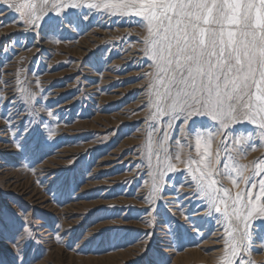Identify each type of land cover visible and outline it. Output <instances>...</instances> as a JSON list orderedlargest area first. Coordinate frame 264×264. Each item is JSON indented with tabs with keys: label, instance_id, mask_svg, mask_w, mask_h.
Masks as SVG:
<instances>
[{
	"label": "rangeland",
	"instance_id": "1",
	"mask_svg": "<svg viewBox=\"0 0 264 264\" xmlns=\"http://www.w3.org/2000/svg\"><path fill=\"white\" fill-rule=\"evenodd\" d=\"M22 19L0 5V264L233 259L225 220L192 176L218 171L232 195L244 191L223 173L238 164L247 177L264 159L257 122L222 131L205 117L159 112L150 95L156 65L137 18L77 7L39 27ZM250 235L241 256L264 264V225Z\"/></svg>",
	"mask_w": 264,
	"mask_h": 264
},
{
	"label": "snow or ice",
	"instance_id": "2",
	"mask_svg": "<svg viewBox=\"0 0 264 264\" xmlns=\"http://www.w3.org/2000/svg\"><path fill=\"white\" fill-rule=\"evenodd\" d=\"M5 3L19 13L21 23L32 27H39L48 15L59 17L77 7L137 18L146 27V51L156 65L150 95L158 97L159 112L182 122L205 117L220 124L222 131L245 120L256 121L264 130V0H95L79 5L66 0H0V5ZM207 140L210 149L212 137ZM247 167L226 166L230 170L223 174L233 187H239V181L245 186L235 195L214 178L221 175L218 171L192 176L197 192L207 197L210 212L225 220L224 251L233 259L224 264L236 260L251 264L243 258L248 255L250 233L254 225H264V159L253 162L245 177ZM230 218L235 222L231 227Z\"/></svg>",
	"mask_w": 264,
	"mask_h": 264
},
{
	"label": "bare ground",
	"instance_id": "3",
	"mask_svg": "<svg viewBox=\"0 0 264 264\" xmlns=\"http://www.w3.org/2000/svg\"><path fill=\"white\" fill-rule=\"evenodd\" d=\"M4 15H5V14H4ZM128 31H129V30H128ZM101 32H102V31H101ZM105 32H106V31H105ZM107 33H108V32H107ZM122 33H123V31H122ZM115 34H116V33H115ZM115 34H114V35H115ZM114 40H115V39H114ZM189 189H190V188H189ZM191 197H192V196H191ZM189 199H190V198H189ZM196 216H197V215H196ZM218 231H219V230H218ZM221 240H222V239H221Z\"/></svg>",
	"mask_w": 264,
	"mask_h": 264
}]
</instances>
